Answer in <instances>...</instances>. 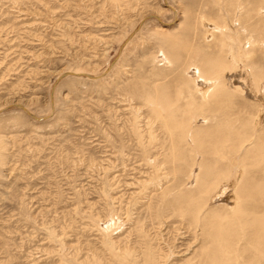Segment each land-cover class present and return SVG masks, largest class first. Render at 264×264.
<instances>
[{"label":"rangeland","instance_id":"1","mask_svg":"<svg viewBox=\"0 0 264 264\" xmlns=\"http://www.w3.org/2000/svg\"><path fill=\"white\" fill-rule=\"evenodd\" d=\"M263 178L264 0H0V264H264Z\"/></svg>","mask_w":264,"mask_h":264},{"label":"bare ground","instance_id":"2","mask_svg":"<svg viewBox=\"0 0 264 264\" xmlns=\"http://www.w3.org/2000/svg\"><path fill=\"white\" fill-rule=\"evenodd\" d=\"M209 26V25H208ZM248 38V37H247ZM229 39V38H228ZM244 40V39H243ZM225 45V44H224ZM227 45V44H226ZM241 48V47H240ZM239 48V49H240ZM230 53V52H229ZM221 60V59H220ZM213 64V63H212ZM227 66V65H226ZM221 70V69H220ZM213 72V71H212ZM214 73V72H213ZM221 72L219 71L218 72V75L220 74ZM204 74H205V72H204ZM217 75V74H216ZM256 77V76H255ZM258 78H256L255 80H257ZM219 81H220V85H218V86H213L211 89H209L208 90V96L209 97H211V96H217V91L218 90H223V91H226V89H225V86L222 84V81L219 79ZM218 81V82H219ZM212 84L210 83V82H200V89H201V91L202 92H205V90H207L210 86H211ZM257 86H258V84H256ZM239 89V88H238ZM211 92V93H210ZM211 94V95H210ZM207 96V95H206ZM205 96V97H206ZM178 123V122H177ZM189 123H188V127H189ZM225 126V125H224ZM220 127V126H219ZM228 129V128H227ZM226 129V130H227ZM185 131H186V129H185ZM234 131V130H233ZM215 132H217L216 130H215ZM229 132V133H228ZM227 132V136L230 134V131H228ZM218 133V132H217ZM212 134H214V133H212ZM217 138V137H216ZM218 139H219V134H218ZM238 139V138H237ZM256 139H257V143H260L261 142V140H262V137H258V136H256ZM218 141V140H217ZM212 148V147H211ZM213 149V148H212ZM211 149V150H212ZM236 149L237 148H233V150H231V152L232 153H228V152H225L222 156H223V159L225 160L226 158V162H228L230 165H229V167H231V169H229L232 173H234V175H235V173L236 174H238V168L241 166V164H242V159L241 158H239L238 157V155L236 154ZM213 151V150H212ZM215 152V151H214ZM217 158V157H216ZM217 161H218V159H216ZM217 167V166H216ZM225 167H227V166H225ZM234 167V168H233ZM214 168H215V166H214ZM221 169H222V167H221ZM214 169H212V171H213ZM228 169L226 170V171H229ZM226 171H220V169H219V172L217 171V173H215V174H213L212 176H211V178L208 180V183L206 182V184H202L203 186H202V192L205 194V193H211V192H213V191H216V189L218 188V187H220V186H222V188L223 189H227L228 187H230V184H226L224 187H223V184H221V182H226V180H224V178L226 177V176H228V172H226ZM214 172V171H213ZM208 175H210V174H208ZM207 178V177H206ZM264 179V178H263ZM224 180V181H223ZM228 180V179H227ZM251 186V185H250ZM247 194H248V192H247ZM210 195V194H209ZM245 195V194H244ZM252 195V194H251ZM256 195V194H255ZM199 198V197H198ZM197 198V199H198ZM259 198V197H258ZM262 199V198H261ZM193 200H195V199H193ZM198 202L196 201V204L195 205H198L197 204ZM201 203V202H200ZM194 205V206H195ZM198 208H201V207H198ZM195 209V208H194ZM193 209V210H194ZM200 209H196V211L194 212L195 213V215H199L200 214ZM189 212V211H188ZM193 212V211H192ZM264 213V212H263ZM195 218V217H194ZM197 218V217H196ZM261 221V219L259 220V222ZM261 224V223H260ZM264 225V224H263ZM255 226V224L253 225V227ZM256 227H260V228H262V226H259L258 225V223L256 224ZM260 228L258 229V230H254L255 231V233L256 234H260L259 233V230H260ZM255 234V235H256ZM251 243V242H250ZM260 242H258V244H259ZM213 254H215V252L213 251V250H210V251H207L206 252V254H205V258L206 259H208L209 260V262H206V263H204V264H215V262L214 261H212L211 259H212V256H213ZM211 260V261H210ZM202 263V262H201Z\"/></svg>","mask_w":264,"mask_h":264}]
</instances>
